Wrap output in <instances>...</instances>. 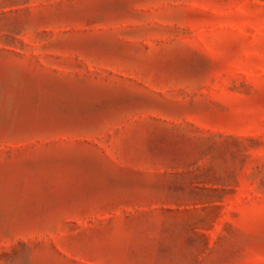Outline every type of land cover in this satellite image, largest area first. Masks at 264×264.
I'll return each mask as SVG.
<instances>
[{
	"label": "rangeland",
	"instance_id": "1",
	"mask_svg": "<svg viewBox=\"0 0 264 264\" xmlns=\"http://www.w3.org/2000/svg\"><path fill=\"white\" fill-rule=\"evenodd\" d=\"M0 264H264V0H0Z\"/></svg>",
	"mask_w": 264,
	"mask_h": 264
}]
</instances>
